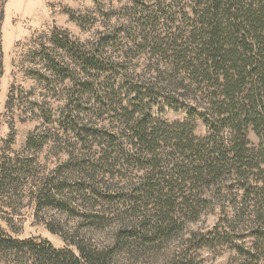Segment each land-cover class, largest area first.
Wrapping results in <instances>:
<instances>
[{"label":"trees","instance_id":"16d2710c","mask_svg":"<svg viewBox=\"0 0 264 264\" xmlns=\"http://www.w3.org/2000/svg\"><path fill=\"white\" fill-rule=\"evenodd\" d=\"M149 1L132 0L125 8L132 20L122 38L130 45L120 59L101 55L105 45L124 43L116 30L91 49L53 35L86 76L75 81L84 100L77 94L61 120L85 150L74 164L90 180V193L102 197L106 188L105 202L124 208L111 241L96 246L80 239L70 241L73 248H56L44 239L1 234L0 250L28 256L29 264H121L117 254L129 247H160L177 238L163 264H199L200 248L248 235L228 264H264V0ZM132 49L151 66L148 79L129 69ZM119 71L117 85L110 78ZM159 97L186 111V119L152 114L149 103ZM196 117L205 135L196 134ZM38 142L26 139L29 146ZM65 185L60 181L56 189ZM53 188L41 189L38 207L63 208L50 197ZM214 205L222 212L217 223L229 232L178 235ZM246 213L249 231L238 235L234 225ZM91 217V225L100 224L101 215Z\"/></svg>","mask_w":264,"mask_h":264},{"label":"rangeland","instance_id":"374dc122","mask_svg":"<svg viewBox=\"0 0 264 264\" xmlns=\"http://www.w3.org/2000/svg\"><path fill=\"white\" fill-rule=\"evenodd\" d=\"M131 7L132 0H0V235L19 240L44 239L56 248H73L71 242L80 239L96 246L111 241L118 226L114 219L124 208L105 202L102 197L107 195L106 188L102 197L90 193V180L74 164L76 155L85 150L77 146L71 128L61 120L63 110L68 103L74 104L77 94L79 100L82 96L84 100L85 94L77 90L75 81L86 76L78 61L54 42L53 35L78 43L81 49L97 47L103 35L115 30L120 38L125 36L123 26L132 20L125 8ZM122 42L105 45L101 55L120 59L130 45L125 38ZM129 54V69H134L139 79H148L151 66L144 54L133 49ZM122 73H112L110 81L122 83ZM148 109L169 121L187 117L186 111L166 105L160 97L151 100ZM194 121L196 134L205 135L201 119L196 117ZM29 136L39 140L37 146L27 145ZM249 138L255 142L253 134ZM60 181L66 182L62 191L56 189ZM45 184L55 187L50 197L59 200L64 209L37 206V196ZM81 185L85 189H80ZM210 208L188 220L178 235L186 237L189 231L213 233L215 229L229 232L228 227L217 223L222 214L219 207ZM93 214L101 215L100 224H90ZM248 214L234 225L238 235L249 231ZM248 239L246 235L212 248H200L199 264H228L236 254L235 244H247ZM177 246L179 240L175 238L160 247H129L117 256L121 264H163ZM30 262L28 256L0 250V264Z\"/></svg>","mask_w":264,"mask_h":264}]
</instances>
